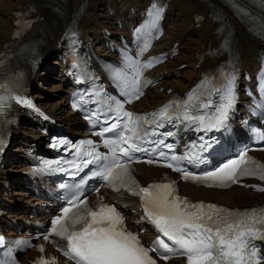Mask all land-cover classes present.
<instances>
[{
  "label": "snow or ice",
  "instance_id": "6c2138e0",
  "mask_svg": "<svg viewBox=\"0 0 264 264\" xmlns=\"http://www.w3.org/2000/svg\"><path fill=\"white\" fill-rule=\"evenodd\" d=\"M241 17L251 20L249 13L242 8L237 9ZM163 7L153 3L149 9L150 26L155 27ZM142 29H136L141 33ZM257 35L264 38V24L257 31ZM150 47L144 43L141 53ZM139 55V54H138ZM159 59L142 62L132 59L128 66L131 75L114 72L113 77L121 87L122 94L127 97L126 103H132L143 95L142 88L151 81L143 77L144 70L151 68ZM264 73V69H262ZM223 80L219 87L213 86L199 93L191 91L183 100L169 101L158 110L148 114H136L127 111L124 104L112 100L114 107L109 108L103 127L98 135L112 133L113 136L105 138L102 143L108 148L105 155L97 151L92 140H83L71 145L74 159L67 161H54L45 163L41 170L68 171L75 170L72 175H78L88 165H95L92 176L100 177L104 185L115 192H127L139 197L143 210L142 219L151 222L158 233L157 239L151 247H145L138 235L128 231L125 227L124 217L116 206L103 202L101 198L96 206L90 207L86 197L75 192L66 205L60 209V214L53 217L48 234L43 239L48 241L51 236L59 237L66 244L61 249L63 255L74 264H157L150 254L157 252L164 261L174 255L185 258L186 264H264V255H261L255 241L264 242V209L232 210L215 204L203 202L191 203L186 197L177 194L175 182L153 183L141 186L133 177L131 164L135 153H156L164 163L163 166L182 174V179L204 183L209 187H228L238 183L241 177H257L264 181V163L256 161L248 155L247 151L240 152L234 159L216 167L211 171L200 174L188 171L182 166L183 162L191 165L206 163L205 153L216 149L214 137L208 133L219 131L228 127V121L237 101L235 71L221 70ZM212 81L214 78H208ZM264 92V84L261 85ZM218 97L214 103L212 95ZM3 99V98H0ZM16 103L29 108L34 107L32 102L20 97H14ZM83 99V98H81ZM80 107L79 102L73 103V108ZM264 109V103L257 106ZM37 111H39L37 109ZM261 114H264L262 112ZM92 123L99 120L97 112L87 116ZM109 120H114L108 123ZM168 124H186L194 128L198 136L196 141L185 146L183 154H176L175 145L165 143L164 139L150 140V137L161 135L173 137V131L157 133V129ZM207 137V138H206ZM264 139V132L260 133ZM151 143L152 148L143 145ZM3 141L0 140V145ZM167 149L168 152L160 150ZM2 150V147H0ZM172 153L169 155L168 153ZM148 164L158 163V160L148 159ZM61 163L68 168L60 167ZM57 167H53V165ZM74 185L79 191L82 184ZM61 188L66 185L61 184ZM258 191L264 187L251 185ZM99 194V189H97ZM18 245L25 243L17 241ZM5 240L0 236V245ZM44 251V246H40ZM11 255V249H9ZM15 264V261L6 262ZM36 264H56L55 258L41 256Z\"/></svg>",
  "mask_w": 264,
  "mask_h": 264
},
{
  "label": "bare ground",
  "instance_id": "6f19581e",
  "mask_svg": "<svg viewBox=\"0 0 264 264\" xmlns=\"http://www.w3.org/2000/svg\"><path fill=\"white\" fill-rule=\"evenodd\" d=\"M148 3L149 0H0V57L8 52L9 47L17 50L24 43V40L18 41L15 38V22L20 12L29 10L30 17H41L39 23L45 33L40 37L42 45L38 60L28 69L29 86L32 92L33 89L37 90L42 83L47 82L49 78L45 75L47 69L43 67L52 55L53 64H56L55 68L60 75L54 88L60 90L62 97L58 101H53L47 100L40 92H32V99L35 105L41 107L51 120L55 119L60 127L70 131L82 130L83 121L69 110L68 92L72 86L69 75L64 74L66 68L61 51L58 49L60 37L79 8L83 6L84 11L78 25L81 36L95 49L102 51L106 48L105 43L117 39L119 34L128 33L130 26L138 19L140 10H143ZM217 14L221 19L213 20V16ZM198 16L202 19H197ZM164 24V33L155 42V51L170 52L176 49L177 53L153 69V74L161 76L162 79L135 103L139 109L154 108L176 92H184L207 69L224 59L225 54L215 59L203 57L204 52L213 49L222 41L223 38L218 36L221 28L228 30V35L238 53L240 68L253 74L260 66L261 60L256 52L264 51V38L255 34L253 22L242 18L240 13L225 0H168ZM180 66L186 67L180 72ZM176 75L179 79L175 78ZM28 121L21 122L25 126L19 123L14 128L13 133L19 140L17 146L8 155L6 167L0 172V184L3 188L7 187L5 190L15 186L16 179L22 180L25 177V168L21 167L24 163L25 147L33 145L31 142L42 141L43 135L38 130L45 124L42 125L40 120ZM21 127H25L24 132L30 136L21 135L19 133ZM14 150L18 153L13 152ZM260 156L264 159V152L260 153ZM138 170L144 182L158 178L164 172L176 177L167 170L157 167L138 165ZM181 189L196 201H210L238 208L264 204V192H254L245 187L233 186L228 190L220 191L184 183L181 184ZM29 198L31 199L30 195L27 196V199ZM12 206L14 209H11ZM1 207L0 217L4 218L6 216L4 213L16 211L19 205ZM20 210L21 213L15 214L13 218H24L29 213L25 206ZM129 221H132L131 217ZM28 256L26 253L21 259L26 262Z\"/></svg>",
  "mask_w": 264,
  "mask_h": 264
},
{
  "label": "rangeland",
  "instance_id": "374dc122",
  "mask_svg": "<svg viewBox=\"0 0 264 264\" xmlns=\"http://www.w3.org/2000/svg\"><path fill=\"white\" fill-rule=\"evenodd\" d=\"M53 59L54 58L51 55V57L46 61V65L43 67V68L47 69V71L45 72L46 77H49V78H47V82L42 83L37 88V90L33 89L32 92H40L41 95H44L47 100L52 99L53 101H58L59 99H61L62 93H60V90L57 91L54 88V86L56 85V81L59 80L60 75L58 73V69L55 68L56 64H53V61H54ZM48 67H49V69H48ZM183 67L185 68L186 66H182L181 68H179V69H181L180 72L182 71ZM175 78L179 79V76L176 75ZM21 125L25 126L22 123H21ZM25 130H26L25 127H21V131H19V133L21 135L30 136V134L24 132ZM13 152L18 153L17 150H14ZM20 192L22 194H20ZM16 193H18V194H16ZM3 196H4L5 201H7V203H9V205L18 204L19 206L20 205L22 206V204H24V202L27 201V196H29V193L24 188H22V186L17 184L11 188V190L9 191V194H6V195L4 194ZM19 213H21V210L18 208V209H16V211L11 212L9 217L13 218V216H11V215L19 214Z\"/></svg>",
  "mask_w": 264,
  "mask_h": 264
}]
</instances>
